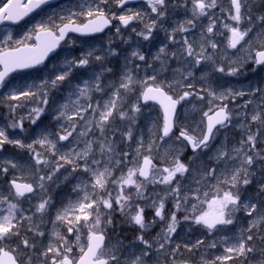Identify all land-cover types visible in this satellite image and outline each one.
Here are the masks:
<instances>
[{
  "label": "snow or ice",
  "instance_id": "1",
  "mask_svg": "<svg viewBox=\"0 0 264 264\" xmlns=\"http://www.w3.org/2000/svg\"><path fill=\"white\" fill-rule=\"evenodd\" d=\"M130 2L0 5V25L44 13L19 38L0 39V89L21 70L48 72L0 97L8 109L0 156L9 146L19 150L0 159V264H148L154 257L161 264L160 256L189 264L177 259L180 249L200 250L204 240L175 243L182 223L221 234L204 251L219 243L223 255H202L199 264H264V79L237 86L264 71V0H146L150 11L127 8ZM180 8L184 19L165 28ZM136 23L138 45L165 32L167 43L150 58L140 47L114 46V38L132 41L122 29ZM106 29L114 38L97 47L92 41ZM62 44L64 58L48 68ZM121 55L122 65L113 63ZM150 102L161 115L141 128ZM62 186L71 192L57 206L52 193ZM157 224L160 232L145 239ZM124 227L137 230L127 244ZM230 228L236 231L224 235Z\"/></svg>",
  "mask_w": 264,
  "mask_h": 264
},
{
  "label": "rangeland",
  "instance_id": "2",
  "mask_svg": "<svg viewBox=\"0 0 264 264\" xmlns=\"http://www.w3.org/2000/svg\"><path fill=\"white\" fill-rule=\"evenodd\" d=\"M4 2H6V0H0V5H2ZM69 3H70V0H61L57 5H54L53 7L54 8H59L61 6L66 7ZM131 9H132V7H131ZM136 10L150 11L148 9L147 5H138L136 7ZM261 10H264V8H262ZM216 11H217V14L219 15V10L217 9ZM43 15H44V13H40L37 17H35L30 22H28L23 28H16V29L4 28V29H1L0 30V39H2L3 36L7 32H11L13 34L14 38H19L21 35H23L25 32H27L32 27V25L34 23L39 21L43 17ZM151 15L153 17L155 16V14H151ZM184 17H185V13H184L183 8L177 9L175 11V13L170 15L165 20L164 27L168 28L170 30L176 21L183 20ZM204 23H207V21L205 20ZM131 27H135L139 31L140 28H142V24H140V23L134 24ZM131 27L127 30H122V34L125 36V38H127V36L130 34L132 35V41H129V43H122L118 38L115 39L113 30L110 31V33L108 34L107 37L106 36L96 37L92 41V43H94L97 47H99L101 45V42H103L104 44H107V40L110 37H113L114 38V46L117 47L118 49L125 50L126 52L130 53L133 48L140 47L141 50L144 52V54L146 56H149V58H150V54H154L157 51V48L160 46V44L162 42L167 43V40L165 37V32L162 30H157L153 33L154 38L151 42H142V44L138 45L136 43L138 38L135 36V34L131 33ZM73 38H76V37H73ZM169 47L171 48L172 46L169 45ZM65 54H66V52H65V47H64L62 49L61 54L57 58L53 59L50 63H48L47 67L51 68V65L53 63H56L58 60H62L64 58ZM113 63H118V64L122 65L123 55H121L119 61L114 60ZM154 66L159 67V64H156ZM171 66L173 68L177 67V65L175 63H173ZM248 67L251 68V65H249ZM47 74H48L47 69L43 66V67H41V68H39L33 72L21 73V74L15 75L9 79V81H10L9 88L13 85H18L19 83L22 82V80H27L30 82L31 80H34V79L38 80L40 77L47 75ZM166 75H170V74H166ZM197 75L199 76L200 73L198 72ZM262 79H264V71L258 70V72L256 74H249L247 76V78H244V77L239 78V84L237 86L247 87L249 81L258 82ZM229 80L232 84H237L236 78H229ZM9 88L0 89V97H3V95L9 90ZM52 97L55 98V100L57 102L61 101V97L58 96L56 93H53ZM96 98L99 99L98 96ZM49 103H50V107H54L53 100L51 98H50ZM184 107H189V106L185 105ZM4 110H5V113L2 115V112ZM181 110H183V109H181ZM145 111L146 112L150 111V117H145L144 119H142L140 121V127L141 128H146V124H147V121L149 119H155L161 115L159 107L153 103H149V108L146 109ZM20 114H23V113L21 112ZM6 118H8V109L5 105L0 104V124L4 123ZM42 121L45 124H50L51 118H50V116H45V117H42ZM189 127L191 128V125H189ZM25 128L29 129L28 135L31 137L32 126L29 125L28 123H25ZM50 130H52V131L55 130V124H51ZM10 134H12V133L10 132ZM16 134L19 135L18 130H17ZM229 135L238 137L239 133L230 131ZM123 147L124 146L121 145L122 149H123ZM16 152H18V150L13 149L9 146V149L5 151L3 156H7L9 154H15ZM190 155H191V151L188 150L185 152L182 159L187 161V157ZM3 156H0V159H2ZM249 191H252V190L250 189ZM70 192H71L70 186H62L60 189H57L56 191H54L52 193L53 199L57 201V206H59L60 200H63L66 196H68L70 194ZM24 206L27 207V205H24ZM167 208L171 209V204H168ZM146 210H147L146 211V217L150 220L153 216V212L151 210H148V209H146ZM181 215L182 214H178V219L181 217ZM239 215L241 217V220H243L244 219L243 214L241 213ZM119 219H120V217H119ZM50 227H51V225H49V228ZM161 227H162L161 224H157L155 227L151 228L148 231V233L145 235V239H148L151 241L152 238L155 237L158 232H160ZM124 228H130L131 229V227H124ZM45 231L47 232V229H45ZM235 231H236L235 228H230L229 232L224 233V235H231ZM129 232H130V234H128ZM120 233H121V237H122L124 243L127 244L137 234V230L133 228L132 230H129L127 232L124 230L123 233L120 231ZM220 235L221 234H219V233L210 235V234L206 233L199 226L188 224V223H182L180 225V227H178L177 233L174 235L173 239H174L175 243H179V244L183 245L185 243H188L189 241H195L196 239L207 238V240L204 241V246H202V248L200 250L194 249L192 252H187L186 250L181 248L180 252L182 253V255H178L177 259L188 261L189 264H199V261H200V258L202 255L206 259H211L214 255H223V247L219 243L217 244L216 249L211 250L209 252L204 251V247H206L211 240H218ZM69 239L71 240L72 237H69ZM73 251L75 253L76 249H74ZM167 259L168 258L164 257V256L159 257L161 264H165V261ZM233 262H239V264H240V261H238V260H234ZM148 264H157V259L154 257L152 260L148 261ZM229 264H230V262H229Z\"/></svg>",
  "mask_w": 264,
  "mask_h": 264
},
{
  "label": "flooded vegetation",
  "instance_id": "3",
  "mask_svg": "<svg viewBox=\"0 0 264 264\" xmlns=\"http://www.w3.org/2000/svg\"><path fill=\"white\" fill-rule=\"evenodd\" d=\"M58 4V3H57ZM57 4H53V6L54 5H57ZM138 5H147V4H134V5H129V6H127V8H131L132 6H138ZM40 13H36L35 15H33L32 17H30L28 20H26V21H24L23 23H21V24H18V25H15V26H11V25H5V26H3V27H1L0 28V30L1 29H4V28H12V29H16V28H23L28 22H30L31 20H33L35 17H37L38 15H39ZM116 23V21H113V24H115ZM131 27V26H130ZM111 30H113L114 31V29H111ZM122 30H124V29H122ZM104 36V35H103ZM61 52H62V47H61V50L59 51V53H58V55H56L55 57L57 58L60 54H61ZM18 74H20V73H18ZM10 79V78H9ZM5 113V110L2 112V115ZM9 149V147L6 149V150H8ZM19 151V150H18ZM147 211V210H146Z\"/></svg>",
  "mask_w": 264,
  "mask_h": 264
},
{
  "label": "water",
  "instance_id": "4",
  "mask_svg": "<svg viewBox=\"0 0 264 264\" xmlns=\"http://www.w3.org/2000/svg\"><path fill=\"white\" fill-rule=\"evenodd\" d=\"M52 1H54V0H52ZM140 1H146V0H131V2L130 3H137V2H140ZM129 3V4H130ZM33 14V13H32ZM31 15V14H30ZM29 15V16H30ZM27 18V17H26ZM26 18H24V19H26ZM23 19V20H24ZM21 22V21H20ZM6 23H12V22H6ZM14 24H16V23H14ZM107 30V29H106ZM105 30V31H106ZM74 35H78V34H74ZM98 35H100V34H98ZM58 50V49H57ZM52 55H54V54H50V57L52 56ZM29 70H32V69H25V70H21V71H29Z\"/></svg>",
  "mask_w": 264,
  "mask_h": 264
},
{
  "label": "trees",
  "instance_id": "5",
  "mask_svg": "<svg viewBox=\"0 0 264 264\" xmlns=\"http://www.w3.org/2000/svg\"><path fill=\"white\" fill-rule=\"evenodd\" d=\"M116 220H119V217H116L115 218ZM133 228H122L120 231L123 233V231L125 230L126 232L127 231H129V230H132ZM128 234H130V232L128 233ZM135 234V233H134ZM203 240L205 241V240H207V238H203ZM192 242H194V241H192ZM234 261V260H233ZM230 262V264H239V262Z\"/></svg>",
  "mask_w": 264,
  "mask_h": 264
},
{
  "label": "bare ground",
  "instance_id": "6",
  "mask_svg": "<svg viewBox=\"0 0 264 264\" xmlns=\"http://www.w3.org/2000/svg\"><path fill=\"white\" fill-rule=\"evenodd\" d=\"M132 9H133V10H136V6H132Z\"/></svg>",
  "mask_w": 264,
  "mask_h": 264
}]
</instances>
